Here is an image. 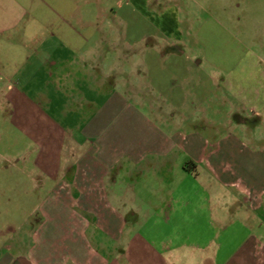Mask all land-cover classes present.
<instances>
[{
    "label": "crops",
    "instance_id": "1",
    "mask_svg": "<svg viewBox=\"0 0 264 264\" xmlns=\"http://www.w3.org/2000/svg\"><path fill=\"white\" fill-rule=\"evenodd\" d=\"M74 1L0 0L5 144L29 146L0 193L32 202L0 228V264H264V72L245 86L264 56L215 59L212 20L199 59L149 0Z\"/></svg>",
    "mask_w": 264,
    "mask_h": 264
},
{
    "label": "rangeland",
    "instance_id": "2",
    "mask_svg": "<svg viewBox=\"0 0 264 264\" xmlns=\"http://www.w3.org/2000/svg\"><path fill=\"white\" fill-rule=\"evenodd\" d=\"M74 3L79 9L82 8L84 10L92 8L102 10L109 8L123 10L126 7L134 9L143 8L141 0H78L77 2L74 1ZM148 7L157 11L170 8L178 13L177 18L181 21L184 28V39H188L192 43H198L196 45V53L199 59L205 56V54L202 49L203 42L196 38L195 29L200 27L202 22L213 24L212 20L223 24L222 27L214 25L213 29L207 34L208 46L212 50L213 48L215 50V53L213 52L215 59L218 57V50H222V56L224 55L225 58L229 59L232 55L233 57L240 56L245 52H243L244 49L254 53L255 59L258 57L257 55L264 56V0H149ZM93 19L90 18V20ZM118 20L120 23V17ZM189 29H191V35ZM237 41L245 48L238 46ZM260 43L261 46L263 45L262 49L260 48ZM254 54L251 55V58H254ZM247 58L249 57L247 56ZM257 66L258 68L253 63L249 72H247L249 68H245L247 75L245 76V80L249 81L245 85L246 88L254 85V82L255 84L258 82L256 76H254L255 72L259 71L260 74L264 72V63L258 62ZM254 67L256 69H253ZM242 72L245 74L244 69ZM223 110L225 111L227 108L225 107ZM4 114L5 112L0 113V137L2 139L0 141V163L7 166L9 162L5 161V159L8 155H15L17 157L20 151L21 153L27 152L29 146L23 141L13 151L5 144V138L10 136V132L5 127L7 125H5L6 123L3 118ZM255 132L256 135H260L264 139V115L260 126L256 128ZM21 164L24 165L23 162ZM18 179L23 187L29 186V183L25 179ZM0 180L1 182L3 181L2 178ZM30 200V194H26V192H1L0 228L5 225L3 224L4 222L11 221L8 224L13 226L12 222L25 217L32 203Z\"/></svg>",
    "mask_w": 264,
    "mask_h": 264
}]
</instances>
